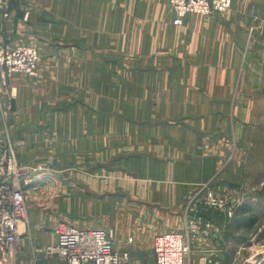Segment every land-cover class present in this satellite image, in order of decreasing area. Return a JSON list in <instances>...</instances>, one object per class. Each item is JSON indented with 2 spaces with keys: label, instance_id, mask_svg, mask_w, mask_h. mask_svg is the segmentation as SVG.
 Wrapping results in <instances>:
<instances>
[{
  "label": "crops",
  "instance_id": "obj_1",
  "mask_svg": "<svg viewBox=\"0 0 264 264\" xmlns=\"http://www.w3.org/2000/svg\"><path fill=\"white\" fill-rule=\"evenodd\" d=\"M76 1L11 0L7 8L8 17L3 18L0 12V42L28 44L40 50L52 46L51 42L60 35L64 40L78 37V47L88 45L97 48L101 44H109L110 48L121 47L117 45L122 36L118 34L116 9L107 11L104 21L98 11L91 38L82 35L86 28L79 19L74 23L70 20L72 9H77V16H80ZM243 1L232 0L230 11L222 19L213 17L204 21L189 15L191 18L187 16L181 26H173L167 1L162 0L157 9L150 11L151 16H156L154 22L144 23L137 28L138 41L133 36L130 40L125 36L130 47L144 46L157 52L155 63L160 66L158 74H129L128 77L141 76L153 81L148 85L143 84L142 88L157 90V102L144 104L143 110L156 111L159 115L157 121H130L125 123L123 131L103 133L112 138V155L125 152L120 153L125 156L117 157V171L106 170L99 165L97 158L99 151H102L101 146H98L99 149H86V144L89 147L101 145V137L98 136H102L103 130L101 132L100 123L91 127L93 137L87 138L86 132L90 128L84 122L76 124V127L71 126L68 119L70 110L61 116H55L52 112L43 116L45 113L42 108H37L39 105L33 103L35 89L32 91V86L35 81L23 76L12 79L16 93L15 112L6 128L12 130L10 139L15 146L19 164L23 166L22 161L25 159L31 163L43 162L40 165L59 160L77 161L78 170L76 179L70 177L62 182L52 180L56 183V191L61 192L63 197L51 209L54 214L61 213L65 219L53 217V213L34 214L36 210H30L29 213L27 210L26 221L19 228L21 243L14 250L9 264L34 261L35 264H66L55 257H43L35 252L37 248L54 243V229L59 223L109 230L116 251L149 252V261L142 263L136 258L137 264H153L152 238L157 234L181 229V209L185 197L195 187L217 178L223 186L225 178L220 166L223 150L219 145L232 135L238 141H245V135H242L245 109L241 107L239 110L234 106L232 110L230 101H221L234 94L239 82L241 48L249 30L255 34L251 43L259 57L262 54L256 47L264 46V27L246 24L245 15L250 3L244 6ZM71 2L74 4L72 9L69 5ZM253 4L259 10H264V2L259 5L256 0ZM56 16L62 20H54ZM132 26L127 28V35L134 33ZM101 33L104 34L101 36ZM78 58L79 62L84 59L82 56ZM245 73L241 77L242 81ZM138 85L140 88L141 84ZM24 94H29L31 100L23 105L21 99ZM232 112L238 122L233 119ZM58 117H61L60 120H57ZM75 144L79 146L77 153L69 148ZM2 145L4 141L0 139ZM46 145L50 149H44ZM56 146L59 152L63 151L67 155L57 158ZM88 158L92 162L87 163ZM45 175L43 173L40 177ZM103 176L105 179H102ZM46 183L37 190H51L52 182ZM27 189L31 191V188H26L25 193ZM245 212L240 208L236 213L246 215ZM215 214L212 220L215 236L211 239L194 238L184 264H190V261L196 263L212 248L218 250L222 264H236L238 261L236 247L232 250L230 247V220L222 214Z\"/></svg>",
  "mask_w": 264,
  "mask_h": 264
},
{
  "label": "rangeland",
  "instance_id": "obj_2",
  "mask_svg": "<svg viewBox=\"0 0 264 264\" xmlns=\"http://www.w3.org/2000/svg\"><path fill=\"white\" fill-rule=\"evenodd\" d=\"M165 1H167V7L172 13L171 23L173 26H181L187 16L188 19L196 17L204 21L213 17L222 19L231 9L230 7V9L223 13H213L204 16L188 14L182 19L180 25H175L174 15L169 0ZM255 1L256 0H244L242 2L244 6L250 3L247 8V14L245 15L246 24H250L251 26L252 24H256L257 26L262 25L261 27L263 28L264 10H259V8L253 4ZM161 2L162 0H77L76 4L79 6L80 16H77V9H72V5L74 4L71 2L69 5L71 6L73 15L70 16V20L74 23L76 19H79L81 25L86 28L85 33L82 35L91 38L93 36L91 29L96 26L94 25V21L98 19L95 17L98 16V11L100 10L102 21H104V14L111 9H116L118 34L122 36L117 45L121 47L110 48L109 44H101V47L97 48L89 47L87 44L85 47H78V37L73 40H71V38H69V40H64L58 35L56 37L57 39L51 42L53 44L52 46L42 47L39 50L36 46L29 45L34 47L38 52L36 64L37 74L35 77L31 78L17 74L8 79L5 87H1L2 89L0 88V139L4 141V145L0 146V157L5 151L10 152L17 166L25 168L31 183L26 187L31 188V191L27 189L24 194L28 213L30 210H36L34 214H54L53 209L56 202H61L63 197L61 192L56 191L55 182L57 181L55 179L60 182L70 177H75L76 179L78 166L77 161L62 162V160H59L50 163L44 162L43 165H40L43 162L31 163L30 160L28 161L27 159L22 161L24 163L23 166L20 165L21 163L17 157L15 146L10 139L12 130L6 128L8 126V120H11L15 112L14 102L16 93L12 79L23 76L29 79V81L36 82L33 83L32 86V91L35 89L33 92V103L36 102V104L39 105L37 108H42L43 113H45L43 116L50 112L54 113L55 116H61L63 113L70 110L68 119L73 127H76L78 123L84 122L86 127L91 129L95 123H100L101 132L103 130L102 136H98L101 137V145L89 147L88 144H86V149L88 151L90 148H98V146H101L102 151L101 153L99 151V157L97 158V161L99 159L100 162L99 165H102L106 170L114 169L117 171V169H119V163L116 164L117 157L120 158L125 156L124 154H120L125 152L112 155L110 153L112 138L109 135L106 137L107 134L104 135L103 133L107 131L109 133L115 130L123 131L125 130V123L130 121L158 120L159 114L156 111L147 112V110H143L145 108L144 104H156L157 102V90L142 88L143 84L148 85L153 81L141 76L133 78L128 77L129 74H158L160 72V66L155 63L157 52L149 47L144 48V46L130 47L125 40V36L129 37V40L133 36L138 41L139 36L136 31L137 28L145 25L144 23L152 24L154 22L156 16H151L152 14L150 11L157 9ZM262 2H264V0H258L259 5H261ZM62 3L63 2H61V5ZM189 15L192 16L190 17ZM54 20L61 21L62 18L56 16ZM131 24L133 25L132 28L134 33L127 35L126 30ZM132 28L130 29L132 30ZM252 33L253 32L249 30L246 34L245 43L241 48L240 64H242V68L239 72V82L236 84L234 94L226 99L228 101L225 99L221 101L223 103L230 101L232 110H234L235 107H238L239 110H241V107L245 109V126L242 131V135H245V141H238L232 135L230 138L221 142L219 147L223 150V158L220 166L222 174H224L225 183L221 186L217 178L214 179V181H210V183H207L205 186L214 191L222 188H240L243 191L245 202L238 209L241 208V210L246 211V215H242L241 213L237 215V209L234 214H231L232 216L230 218L227 217L230 220V228H228L230 230V247L231 250L236 247V260H241L243 264H264V46L256 47L257 50L260 51V54H262V56L260 55L259 57L254 52V50H256L255 47L253 50V43L251 42H253L255 34ZM103 34L104 33H101V36ZM262 41L264 42V35ZM78 56H82L84 59L79 62L80 59ZM249 60L251 62H249ZM244 66L247 67L246 73V67ZM248 68L251 69V71L248 70ZM244 73L245 76L242 81L241 77ZM155 81L157 82V80ZM138 84H141L140 88ZM215 85H217V82H215ZM21 100L24 105L29 103L31 99L29 94H24ZM217 102L220 103L219 100H217ZM231 115L235 120L233 112ZM60 118L61 117H58L57 120H60ZM239 119L241 120L242 117ZM235 121H237V119ZM90 129L86 132L87 138L93 137L91 134L93 130ZM75 130L76 129H74V131ZM47 140L49 141V138H47ZM239 142L244 144L242 145ZM78 147L77 144H75V146H69V148L75 150V153H77ZM121 147H125V145H121ZM43 148L50 149L49 145ZM57 148L58 146L55 147V156L57 158L63 154L67 155L63 151L59 152ZM71 152L69 154H71ZM86 161L87 163L92 162L89 158ZM43 173L46 175L41 178L40 176ZM53 179L55 182L52 181ZM102 179H105V177L103 176ZM47 181L52 182L51 190L45 188L37 190L39 186L46 185ZM121 182L124 183V181ZM201 186L195 187L194 190L196 191L197 188ZM191 194L185 197L181 209L183 222L181 229L171 232L183 233L185 204L191 197ZM28 206L30 208H28ZM51 207L53 209H51ZM209 213L211 220L214 219L213 216L216 215L215 213L222 214L216 211H209ZM58 216L59 218H63L62 214L59 212L53 215V217ZM107 232L111 231L108 230ZM190 237L191 241L196 237L203 238L200 234H197L196 230ZM42 249L43 248H37L35 252H39ZM189 252H191L190 244ZM126 253L134 263H137L136 258L141 260L142 263L149 261V252L146 254L141 252L137 253V251L133 253L127 250ZM218 253L217 249L212 248L208 250L207 254L204 253L202 256H210V258L216 260L218 259ZM151 255V258H153L152 252ZM41 256H43V254ZM200 258L194 264H199ZM28 264H35V261ZM190 264H192V261H190Z\"/></svg>",
  "mask_w": 264,
  "mask_h": 264
},
{
  "label": "built area",
  "instance_id": "obj_3",
  "mask_svg": "<svg viewBox=\"0 0 264 264\" xmlns=\"http://www.w3.org/2000/svg\"><path fill=\"white\" fill-rule=\"evenodd\" d=\"M10 1L0 0L3 18L9 15L7 8ZM169 4L174 15V24L180 25L188 14L204 16L223 13L230 9L232 0H169ZM37 60L38 52L32 46H14L0 42V88L5 87L8 79L17 74L35 77ZM30 184L25 168L17 166L14 157L5 151L0 157V264H9L14 250L21 243L17 223L26 216L24 190ZM205 185L194 190L185 204L183 233L165 232L153 237L154 264H184L190 254V235L195 230L206 239L215 236L209 211L221 212L230 218L245 202L240 188L214 191ZM54 237V243L37 254L55 257L66 264H137L130 260L126 251L114 250L111 243L112 233L102 229L78 228L61 223L55 227ZM199 264L222 263L218 253L216 260L210 256H202Z\"/></svg>",
  "mask_w": 264,
  "mask_h": 264
},
{
  "label": "bare ground",
  "instance_id": "obj_4",
  "mask_svg": "<svg viewBox=\"0 0 264 264\" xmlns=\"http://www.w3.org/2000/svg\"><path fill=\"white\" fill-rule=\"evenodd\" d=\"M40 180V179H39ZM45 182V181H44ZM50 183V182H49ZM47 184V183H46ZM41 186H43V185H41ZM27 215V214H26ZM26 221V216L24 217V219L21 221V222H18L17 224V227H18V231H17V233H18V235H19V228H20V226L22 225V222H25Z\"/></svg>",
  "mask_w": 264,
  "mask_h": 264
},
{
  "label": "water",
  "instance_id": "obj_5",
  "mask_svg": "<svg viewBox=\"0 0 264 264\" xmlns=\"http://www.w3.org/2000/svg\"><path fill=\"white\" fill-rule=\"evenodd\" d=\"M236 264H242L241 260H238V261L236 262Z\"/></svg>",
  "mask_w": 264,
  "mask_h": 264
}]
</instances>
